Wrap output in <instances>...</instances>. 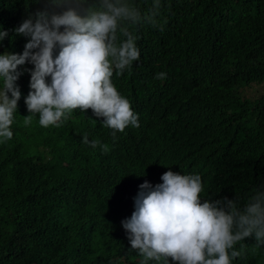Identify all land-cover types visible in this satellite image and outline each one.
Instances as JSON below:
<instances>
[{"label": "trees", "instance_id": "1", "mask_svg": "<svg viewBox=\"0 0 264 264\" xmlns=\"http://www.w3.org/2000/svg\"><path fill=\"white\" fill-rule=\"evenodd\" d=\"M135 3L143 13L154 0ZM161 4L164 30L136 26L140 59L112 77L140 125L115 140L91 109L74 110L59 127L40 126L38 115L25 126L24 69L34 65L18 69L13 138L0 142V264H140L121 222L139 186L162 183L169 170L200 174L206 199L238 196L243 204L264 190V0ZM38 7L0 0V30L8 32L0 54L23 53L28 38L14 30ZM85 134L110 150L85 145ZM242 243L246 255L233 264H264V247L252 237Z\"/></svg>", "mask_w": 264, "mask_h": 264}, {"label": "clouds", "instance_id": "2", "mask_svg": "<svg viewBox=\"0 0 264 264\" xmlns=\"http://www.w3.org/2000/svg\"><path fill=\"white\" fill-rule=\"evenodd\" d=\"M41 5L29 12L17 35L28 38L22 54H0V142L13 138L12 124L21 91L17 81L26 63L33 69L30 92L25 103L30 115L24 125L38 115L42 127H59L74 110L103 118L102 125L124 132L138 128L139 116L131 101L113 83L125 70L131 73L140 59L138 35L133 30L150 24L164 30L161 0L143 12L135 0H35ZM8 32L0 30V42ZM167 74L159 72L156 79ZM50 78V79H49ZM10 94V95H9ZM82 142L102 151L108 144ZM162 183L141 184L134 198V211L121 223L131 249L138 250L140 264H233L246 255V238H254L255 248L264 247V190H253L243 204L238 196L229 199L204 198L200 174H180L169 170ZM239 245V249H237Z\"/></svg>", "mask_w": 264, "mask_h": 264}]
</instances>
